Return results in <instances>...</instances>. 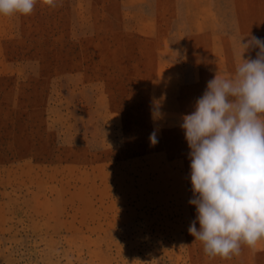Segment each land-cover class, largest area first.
I'll return each mask as SVG.
<instances>
[{
    "label": "rangeland",
    "instance_id": "374dc122",
    "mask_svg": "<svg viewBox=\"0 0 264 264\" xmlns=\"http://www.w3.org/2000/svg\"><path fill=\"white\" fill-rule=\"evenodd\" d=\"M55 3L0 15V264H264V240L224 259L189 234L179 126L264 0Z\"/></svg>",
    "mask_w": 264,
    "mask_h": 264
},
{
    "label": "clouds",
    "instance_id": "9594fccd",
    "mask_svg": "<svg viewBox=\"0 0 264 264\" xmlns=\"http://www.w3.org/2000/svg\"><path fill=\"white\" fill-rule=\"evenodd\" d=\"M36 3L0 0V15H30ZM240 47L234 76L217 71L179 125L189 149L188 203L196 212L188 232L206 255L224 259L238 256L242 244L255 248L264 240V38L243 36ZM252 51L255 58H245ZM151 118H164L160 101L152 102ZM158 133H150V146L158 144Z\"/></svg>",
    "mask_w": 264,
    "mask_h": 264
}]
</instances>
